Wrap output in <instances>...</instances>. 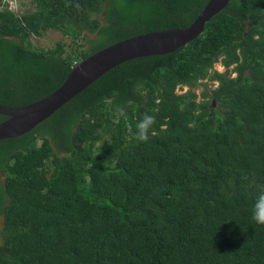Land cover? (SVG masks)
Masks as SVG:
<instances>
[{
	"label": "trees",
	"instance_id": "1",
	"mask_svg": "<svg viewBox=\"0 0 264 264\" xmlns=\"http://www.w3.org/2000/svg\"><path fill=\"white\" fill-rule=\"evenodd\" d=\"M19 2L0 8V104L11 107L115 42L188 26L208 0ZM49 31L68 40L33 42ZM145 113L147 143L135 139ZM0 172V264H264L252 219L264 190V0H229L185 45L114 66L0 139Z\"/></svg>",
	"mask_w": 264,
	"mask_h": 264
},
{
	"label": "water",
	"instance_id": "2",
	"mask_svg": "<svg viewBox=\"0 0 264 264\" xmlns=\"http://www.w3.org/2000/svg\"><path fill=\"white\" fill-rule=\"evenodd\" d=\"M229 0H208L196 18L184 28H169L137 34L115 42L75 64L65 80L48 95L29 104L11 107L0 104V139L19 136L34 128L73 96L114 66L133 58L169 53L191 41L205 23Z\"/></svg>",
	"mask_w": 264,
	"mask_h": 264
},
{
	"label": "clouds",
	"instance_id": "3",
	"mask_svg": "<svg viewBox=\"0 0 264 264\" xmlns=\"http://www.w3.org/2000/svg\"><path fill=\"white\" fill-rule=\"evenodd\" d=\"M20 0H1L0 8L5 7L7 10H16L20 8ZM11 2V3H10ZM77 64V63H76ZM214 103V102H212ZM123 115V111L121 110ZM155 124V118L147 113L144 114L143 119L136 124L135 139L138 142H149L150 133L154 134L153 126ZM164 126H161V131H165ZM0 172V176H1ZM252 219L260 225H264V190H262L256 197L252 207Z\"/></svg>",
	"mask_w": 264,
	"mask_h": 264
},
{
	"label": "rangeland",
	"instance_id": "4",
	"mask_svg": "<svg viewBox=\"0 0 264 264\" xmlns=\"http://www.w3.org/2000/svg\"><path fill=\"white\" fill-rule=\"evenodd\" d=\"M24 3H27V0H20ZM22 9H25L28 7V5H25V6H20ZM89 37V35H87ZM33 39V42L37 45H40V46H52L56 40H64V41H67L68 39L65 38V37H62L60 35V33L58 32H54V31H49L48 33H46L44 36L42 37H35V38H32ZM215 68L219 71H222L223 70V67H221L219 64H216L215 65ZM209 86H212L211 84ZM185 90V88H184ZM183 90V91H184ZM200 88H196V91L199 92ZM3 179V175L0 176V180ZM2 225V217L0 216V227Z\"/></svg>",
	"mask_w": 264,
	"mask_h": 264
},
{
	"label": "built area",
	"instance_id": "5",
	"mask_svg": "<svg viewBox=\"0 0 264 264\" xmlns=\"http://www.w3.org/2000/svg\"><path fill=\"white\" fill-rule=\"evenodd\" d=\"M11 3V2H10Z\"/></svg>",
	"mask_w": 264,
	"mask_h": 264
}]
</instances>
